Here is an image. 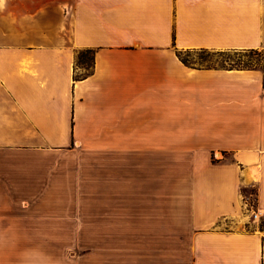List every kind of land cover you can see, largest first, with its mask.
Instances as JSON below:
<instances>
[{"label": "crops", "instance_id": "crops-1", "mask_svg": "<svg viewBox=\"0 0 264 264\" xmlns=\"http://www.w3.org/2000/svg\"><path fill=\"white\" fill-rule=\"evenodd\" d=\"M198 50H264V0H0V264H264V70Z\"/></svg>", "mask_w": 264, "mask_h": 264}, {"label": "rangeland", "instance_id": "rangeland-1", "mask_svg": "<svg viewBox=\"0 0 264 264\" xmlns=\"http://www.w3.org/2000/svg\"><path fill=\"white\" fill-rule=\"evenodd\" d=\"M239 51H228L224 55H218L212 51H206V52H200V51H194L190 53L183 52V57L190 63V67H196L201 68L208 67V68H218L224 67L228 69L229 67H250V66H260L262 61L260 56L245 54V53H238ZM81 60V61H79ZM80 62L84 63L85 65L81 66ZM77 64L80 65V72L78 74L83 75L85 73V69H89L90 66V55L88 53H82L81 56L77 59ZM227 157V156H226ZM228 158V157H227ZM211 159L214 161L217 159H221V155H212ZM229 159V158H228ZM249 188L248 190L253 189ZM88 186L83 187L84 193L88 194ZM250 202L253 204L255 201V194L247 195ZM252 214V213H251ZM264 218V217H263ZM263 218H260V220L257 223V226L264 224ZM251 220L252 217H251ZM248 228L249 225L247 226ZM91 235L89 234H83L79 236V247H80V253L83 255V264H88V254H89V248H90V240Z\"/></svg>", "mask_w": 264, "mask_h": 264}, {"label": "trees", "instance_id": "trees-1", "mask_svg": "<svg viewBox=\"0 0 264 264\" xmlns=\"http://www.w3.org/2000/svg\"><path fill=\"white\" fill-rule=\"evenodd\" d=\"M200 52H208V50H198ZM194 52V51H193ZM228 51H223V52H214L218 55H224L226 54ZM82 53H88L90 55V66H89V69H85V73L83 75H81V78H85L87 77L90 73H91V70H92V61H93V58H92V52L90 51H83V52H80L77 56V59L81 56ZM183 52H178V59L185 65V66H192L190 65V63L183 57L182 55ZM185 53H190V52H185ZM238 53H245V54H250V55H255V56H260L261 57V65L260 66H248V67H229L228 69L232 70V69H258V70H261L263 71L264 70V50H247V51H239ZM81 61V60H79ZM81 66L85 65L84 63L80 62ZM79 65V64H78ZM80 66V65H79ZM201 68H208V67H203V66H200ZM221 69H226L224 67H220ZM212 161L214 162V160L212 159ZM255 189H251V190H248L247 189H242L241 190V193L243 196H247V195H252V194H255ZM264 220V218H263ZM258 229L261 231V232H264V224L262 225H259L258 226Z\"/></svg>", "mask_w": 264, "mask_h": 264}, {"label": "built area", "instance_id": "built-area-1", "mask_svg": "<svg viewBox=\"0 0 264 264\" xmlns=\"http://www.w3.org/2000/svg\"><path fill=\"white\" fill-rule=\"evenodd\" d=\"M243 199L247 203L248 208H249V211L252 213V219L253 220H256L257 219V216L255 214V201L252 204L247 196H243Z\"/></svg>", "mask_w": 264, "mask_h": 264}]
</instances>
